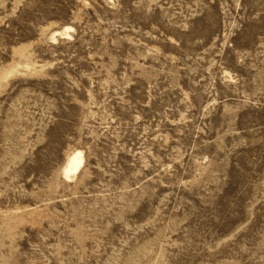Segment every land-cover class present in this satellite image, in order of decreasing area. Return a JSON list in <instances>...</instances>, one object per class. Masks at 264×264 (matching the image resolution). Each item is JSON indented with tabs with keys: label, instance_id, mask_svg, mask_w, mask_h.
<instances>
[{
	"label": "rangeland",
	"instance_id": "rangeland-1",
	"mask_svg": "<svg viewBox=\"0 0 264 264\" xmlns=\"http://www.w3.org/2000/svg\"><path fill=\"white\" fill-rule=\"evenodd\" d=\"M0 264H264V0H0Z\"/></svg>",
	"mask_w": 264,
	"mask_h": 264
},
{
	"label": "bare ground",
	"instance_id": "bare-ground-1",
	"mask_svg": "<svg viewBox=\"0 0 264 264\" xmlns=\"http://www.w3.org/2000/svg\"><path fill=\"white\" fill-rule=\"evenodd\" d=\"M83 163L82 152L75 151L72 156L69 158L65 168L64 175L70 179L72 176L77 173Z\"/></svg>",
	"mask_w": 264,
	"mask_h": 264
}]
</instances>
